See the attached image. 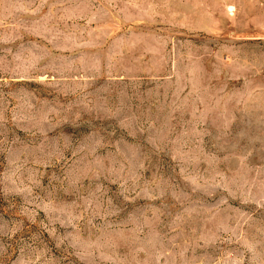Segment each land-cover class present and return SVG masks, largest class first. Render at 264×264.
I'll return each instance as SVG.
<instances>
[{
  "label": "rangeland",
  "instance_id": "rangeland-1",
  "mask_svg": "<svg viewBox=\"0 0 264 264\" xmlns=\"http://www.w3.org/2000/svg\"><path fill=\"white\" fill-rule=\"evenodd\" d=\"M0 264H264V0H0Z\"/></svg>",
  "mask_w": 264,
  "mask_h": 264
}]
</instances>
